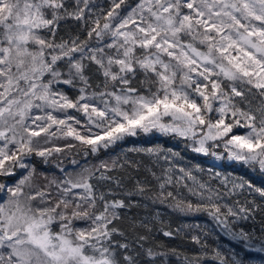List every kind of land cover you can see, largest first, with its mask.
Here are the masks:
<instances>
[{"label": "snow or ice", "instance_id": "6c2138e0", "mask_svg": "<svg viewBox=\"0 0 264 264\" xmlns=\"http://www.w3.org/2000/svg\"><path fill=\"white\" fill-rule=\"evenodd\" d=\"M68 20L83 38L59 36ZM156 134L264 178V0H0V264L264 257V182L198 179L172 149L113 155ZM69 149L84 164L38 183L37 163ZM144 198L206 214L228 247L170 246L183 228L141 218Z\"/></svg>", "mask_w": 264, "mask_h": 264}, {"label": "trees", "instance_id": "16d2710c", "mask_svg": "<svg viewBox=\"0 0 264 264\" xmlns=\"http://www.w3.org/2000/svg\"><path fill=\"white\" fill-rule=\"evenodd\" d=\"M96 3L103 6L107 3V0H96ZM78 32L83 38L84 33L77 28V22L68 20L62 22V28L59 31V36L64 39H68L69 37L77 35ZM94 42L95 41H93V43ZM74 92L75 90H70V94H74ZM55 143L64 144L66 141L57 140ZM149 147H160L179 152L180 157L183 158L180 161L182 165L188 167L199 166V168L203 170L199 172L194 171V175H196L198 179L207 180L211 172H221L224 175L242 176L245 179H251L257 186H260V184L264 182V178L258 177L256 173L242 168V166L239 164L227 160L217 161L212 156H202L192 153L189 149L184 147V142L182 140L171 139L159 135L129 138L122 146L113 150V155L122 156L129 148ZM128 155L137 156L136 153H128ZM102 158L107 159L108 157L105 156ZM58 159L60 160L59 164ZM72 159L80 161V163L83 165L86 158L81 153H78L76 149H69L66 150V154H60L59 157L54 156L48 164L37 163V182L42 183L45 176H47L48 179H52L53 177L58 178L60 175V167H64L71 172L74 167L71 164ZM145 159H147V157H145ZM87 161L88 166L98 163V159L96 157H88ZM78 170L79 169H77V171ZM157 171H159V169H157ZM215 183L216 182L213 181V184ZM2 195L3 194H0V196ZM248 198L252 199L251 196ZM136 211L140 213L141 218L148 219L150 216H158V219H162L166 224L170 225L174 229L183 228V231L180 233V238L175 240H168V238L162 239L167 241L170 246L182 249L189 255H192L194 251L198 250V246L194 245L191 241L192 236H200L201 239L206 240L207 243L213 247H228V238L223 237V235L219 233V229L216 228L214 222L204 213L181 214L166 207L165 205L153 203L147 198H144L143 206ZM258 220L259 218L257 219L256 228H259ZM76 223L78 225H82L84 222L77 221ZM251 223V221L248 222L249 225H251ZM171 264H180V262L175 257H173L171 258ZM251 264H264V257L260 256V254L254 253Z\"/></svg>", "mask_w": 264, "mask_h": 264}, {"label": "rangeland", "instance_id": "374dc122", "mask_svg": "<svg viewBox=\"0 0 264 264\" xmlns=\"http://www.w3.org/2000/svg\"><path fill=\"white\" fill-rule=\"evenodd\" d=\"M156 135H159V134H156ZM217 161H221V160H217Z\"/></svg>", "mask_w": 264, "mask_h": 264}]
</instances>
